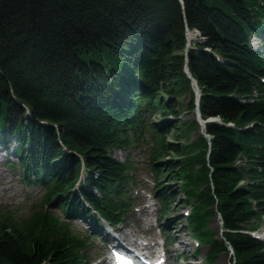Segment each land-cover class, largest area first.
<instances>
[{
    "label": "trees",
    "instance_id": "obj_1",
    "mask_svg": "<svg viewBox=\"0 0 264 264\" xmlns=\"http://www.w3.org/2000/svg\"><path fill=\"white\" fill-rule=\"evenodd\" d=\"M187 29L203 40L186 54ZM252 36L264 45V0H0V140L17 141L23 177L44 189L27 215L0 210V264H90V234L71 222L116 226L132 210L134 166L113 151L146 131L159 216L174 182L207 263L231 247L230 264H264L250 234L264 217V53ZM186 63L202 119H218L207 136ZM185 95L195 115L179 120Z\"/></svg>",
    "mask_w": 264,
    "mask_h": 264
},
{
    "label": "rangeland",
    "instance_id": "obj_2",
    "mask_svg": "<svg viewBox=\"0 0 264 264\" xmlns=\"http://www.w3.org/2000/svg\"><path fill=\"white\" fill-rule=\"evenodd\" d=\"M190 31H194L193 33L196 34V38L192 42L203 40L202 35L197 30ZM262 39L263 36L261 38L252 36L251 46L253 48L262 47L264 53ZM181 99L184 106L178 109V119L186 120L192 118L195 114L185 107L188 95ZM153 119L156 121L158 116ZM145 134V137H131L132 142L129 146L113 151L114 157L121 161H129L134 166L130 175L133 177L135 184H130L129 190L133 193L132 198L136 202L132 210L124 215L122 222L114 226L111 231L106 229L109 228L108 226L103 227V223H99L94 228L92 225L93 218H76L71 222L72 228L76 231L82 234L87 231L90 234L92 245L88 249V255L93 258L90 264H106L107 259L111 260L109 247L112 242L107 239L109 232L119 237H124L123 234H127L122 239V242L126 245L147 243L149 241L161 243L165 264H230L229 257L232 253L230 249L229 252L219 253L216 260L212 263H207L204 260V254L209 245L207 243L198 244V238L193 235L186 224L191 208L190 205L184 204L181 200L182 191L174 182L168 183L174 189V197L172 196L173 201L170 204V208L166 215L159 216L160 202L154 195V172L148 158L152 144L150 140H147V131ZM196 134L197 131H191L189 136L193 139ZM165 139L177 141L181 137L175 138L174 132L169 129ZM16 144L17 141L14 138L4 145L3 141L0 140V210H10L14 215H27L31 211L32 206L40 201L44 189L33 178L29 179V183L23 177L19 161L14 155ZM4 146L5 149L3 148ZM161 181L166 182L167 178L162 175ZM53 211L64 218V214L58 209L53 208ZM208 227L216 232V237H220L222 230L220 216H214L209 221ZM131 233L135 234L136 237H132ZM254 233L264 240V217L259 227L254 230ZM181 242H187L186 246L181 244ZM197 248L199 253L195 254L194 252Z\"/></svg>",
    "mask_w": 264,
    "mask_h": 264
},
{
    "label": "bare ground",
    "instance_id": "obj_3",
    "mask_svg": "<svg viewBox=\"0 0 264 264\" xmlns=\"http://www.w3.org/2000/svg\"><path fill=\"white\" fill-rule=\"evenodd\" d=\"M194 38H196V34L195 33H193V32H188V39H189V41L190 42H192V40L194 39ZM141 216V215H140ZM107 233H108V231H107ZM127 234H123V236L124 237H122V236H117L116 234L114 235V234H112V233H108V241L109 242H112V244H113V246L115 247V248H121V249H124L123 248V242H122V239H124L125 238V236H126ZM130 235V234H129ZM131 236L132 237H136L135 236V234L133 235L132 233H131ZM130 236V237H131ZM132 239V238H131ZM140 244V243H139ZM143 244H145L146 246L144 247H142V249H147V247H149V248H154L155 250H150L149 252L152 254V253H154L155 251H156V255H158V257H160V256H163L164 257V254H162V251H163V246H162V244L161 243H159V242H157V241H155V242H151V241H149V242H147V243H143ZM181 244H187V242H181ZM186 246V245H185Z\"/></svg>",
    "mask_w": 264,
    "mask_h": 264
},
{
    "label": "water",
    "instance_id": "obj_4",
    "mask_svg": "<svg viewBox=\"0 0 264 264\" xmlns=\"http://www.w3.org/2000/svg\"><path fill=\"white\" fill-rule=\"evenodd\" d=\"M180 1L182 2V0H180ZM188 32H189V30L187 29V32H186V36H187L186 54L188 52V49L191 47L190 41L188 39ZM186 61H187V59H186ZM184 70H185L187 76L191 79L190 87L194 90V92L196 94V116H197V120H198V122L200 124L199 132L204 134L205 136H207V134L205 133V130H204L205 129V123L206 122H210V121H214V120H218V119H216V118H208L206 120L202 119V117L200 115L199 107H198L199 99H200V96H201V91H200V89L198 88V86L196 84V80L192 77V75H191V73H190V71L188 69L187 63L185 65V67H184ZM220 224H221V227H222V222L221 221H220Z\"/></svg>",
    "mask_w": 264,
    "mask_h": 264
}]
</instances>
